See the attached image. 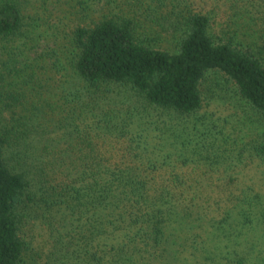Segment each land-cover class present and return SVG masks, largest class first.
I'll list each match as a JSON object with an SVG mask.
<instances>
[{
  "label": "trees",
  "instance_id": "1",
  "mask_svg": "<svg viewBox=\"0 0 264 264\" xmlns=\"http://www.w3.org/2000/svg\"><path fill=\"white\" fill-rule=\"evenodd\" d=\"M209 76L257 138L207 120ZM253 158L264 0H0V264H205V243L264 224L236 173Z\"/></svg>",
  "mask_w": 264,
  "mask_h": 264
},
{
  "label": "rangeland",
  "instance_id": "2",
  "mask_svg": "<svg viewBox=\"0 0 264 264\" xmlns=\"http://www.w3.org/2000/svg\"><path fill=\"white\" fill-rule=\"evenodd\" d=\"M66 14V11H59V15L63 16ZM59 80V81H57ZM72 79L66 78L63 81L61 78L56 77V80L52 81V83H58L59 85L52 84L50 85L46 92V97L49 99V102L52 103L51 95L53 93L61 92L66 85L72 84ZM222 81L218 77L209 76L206 81H204V86L206 87L207 93L205 95L204 91V109L205 117L207 120L215 119V122L219 126L223 127V132L226 136L230 135L231 140L234 138L238 139L239 136L243 138V140L249 141L257 138L256 134L258 133L255 129V124H250L248 122V118H243L245 115L237 114L234 116H229L226 120L223 118L234 104L238 105L236 100L233 98L232 93L226 89L224 85L221 84ZM77 85V84H76ZM74 90V88H71ZM210 91H214L213 96L211 97ZM52 93V94H50ZM68 105L62 106V108H57L54 106V109L47 116V123H45V127L47 130L55 129L53 122H56L58 118L64 115L65 110L68 108ZM64 109V110H62ZM168 119V118H167ZM221 129V128H220ZM261 128H259V131ZM59 132L58 130L56 131ZM259 134V133H258ZM244 142V143H245ZM248 143V142H247ZM246 167H240L238 169H244L241 172L237 171L236 173L239 175V183L247 188H243L244 190L249 189V202L253 204L252 210H255L258 206V203L253 200L251 197L253 193L257 190L263 191L264 189V160L259 161V159L253 158L249 160V163L245 165ZM249 204V206H250ZM236 219H240V216H235ZM242 219V218H241ZM243 235L237 239L232 238L229 241L226 239H219L212 242L205 243V264H236L233 262H229L230 256L224 257L226 252H231V250H238V256L241 258L242 264H264V224L257 219H254L253 216L250 217V222L244 226ZM229 245H227V244ZM214 247H216L214 249ZM181 256H178L177 260L181 262L182 259H185L184 264H202L201 253H195L192 255L189 250L181 251ZM214 255V256H213ZM213 258H207V257ZM182 257V258H181ZM234 257V256H233ZM23 264H32L31 256L27 253L24 256Z\"/></svg>",
  "mask_w": 264,
  "mask_h": 264
}]
</instances>
